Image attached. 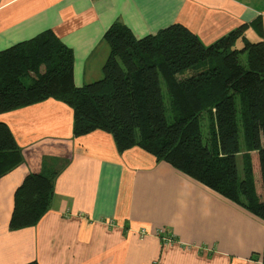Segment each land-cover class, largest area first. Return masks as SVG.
Wrapping results in <instances>:
<instances>
[{
    "label": "crops",
    "instance_id": "crops-1",
    "mask_svg": "<svg viewBox=\"0 0 264 264\" xmlns=\"http://www.w3.org/2000/svg\"><path fill=\"white\" fill-rule=\"evenodd\" d=\"M258 17L264 45V0H0V51L51 30L81 86L100 77L115 22L137 38L180 23L210 45ZM244 37L260 39L251 27ZM0 121L22 154L0 177V264H261L260 219L138 146L120 152L101 129L74 136L65 102L46 98ZM30 172L54 173L53 197L35 226L11 231L13 194Z\"/></svg>",
    "mask_w": 264,
    "mask_h": 264
},
{
    "label": "trees",
    "instance_id": "trees-1",
    "mask_svg": "<svg viewBox=\"0 0 264 264\" xmlns=\"http://www.w3.org/2000/svg\"><path fill=\"white\" fill-rule=\"evenodd\" d=\"M247 27L259 41L244 37ZM262 38L260 17L210 45L180 23L137 38L115 22L103 36L109 55L101 77L76 86L71 50L51 30L42 31L0 51V113L55 97L72 109L74 136L101 129L120 152L138 146L264 224ZM21 160L11 129L0 121V177ZM53 178L51 172L24 176L13 194L9 230L39 222L53 197ZM252 257L264 264V240Z\"/></svg>",
    "mask_w": 264,
    "mask_h": 264
},
{
    "label": "rangeland",
    "instance_id": "rangeland-1",
    "mask_svg": "<svg viewBox=\"0 0 264 264\" xmlns=\"http://www.w3.org/2000/svg\"><path fill=\"white\" fill-rule=\"evenodd\" d=\"M101 75H102V73L100 74V77H101ZM24 81H26L25 79H24ZM26 83H28L27 81H26ZM79 86V85H78ZM161 87H162V89H163V93H164V97L165 96H167V89H166V86L164 85V83L163 82H161ZM242 137V136H241ZM243 140V139H242ZM243 143H244V141H243ZM244 151H241V155H239L238 156V161H237V164H238V171L241 173V168H242V161L241 160H243L244 159V154H242ZM50 164V163H49ZM47 165L46 164V169L47 168H49V170H51L52 168H53V166L52 165ZM158 235H160L159 233H158ZM171 239H169L168 241H170ZM153 264H156L155 262H153Z\"/></svg>",
    "mask_w": 264,
    "mask_h": 264
},
{
    "label": "built area",
    "instance_id": "built-area-1",
    "mask_svg": "<svg viewBox=\"0 0 264 264\" xmlns=\"http://www.w3.org/2000/svg\"><path fill=\"white\" fill-rule=\"evenodd\" d=\"M161 233H162V231L160 230V231H159V234H161Z\"/></svg>",
    "mask_w": 264,
    "mask_h": 264
}]
</instances>
